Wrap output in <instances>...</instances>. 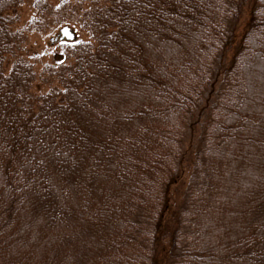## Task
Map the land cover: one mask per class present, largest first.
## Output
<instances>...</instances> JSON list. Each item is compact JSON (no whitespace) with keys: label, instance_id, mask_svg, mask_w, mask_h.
Instances as JSON below:
<instances>
[{"label":"trees","instance_id":"16d2710c","mask_svg":"<svg viewBox=\"0 0 264 264\" xmlns=\"http://www.w3.org/2000/svg\"><path fill=\"white\" fill-rule=\"evenodd\" d=\"M244 1L88 0L90 38L36 95L32 64H6L23 0H0V264H264V0L236 37Z\"/></svg>","mask_w":264,"mask_h":264},{"label":"rangeland","instance_id":"374dc122","mask_svg":"<svg viewBox=\"0 0 264 264\" xmlns=\"http://www.w3.org/2000/svg\"><path fill=\"white\" fill-rule=\"evenodd\" d=\"M34 1L23 0L21 7L18 9L14 28L20 31L22 40L19 42L15 53L8 57L6 64H10L15 58H22L30 62L37 74L30 91L37 95L45 93L52 86H60L57 75L51 73L50 67H54L59 62L66 64L72 61L66 46L67 40L70 39H60L58 36L59 29L63 26H68L73 32L75 39H89L90 35L80 26L81 12L88 0H44L45 4L40 8L34 6ZM249 8V0L244 1L241 4L240 11H236V13H239L237 23L233 21L234 15L229 21V26L233 28L236 37H238L239 29L247 19ZM236 24L238 26L235 32ZM224 64L223 53L221 52L218 57L213 59L210 68V74L215 78L217 91L220 89L218 85L222 79V77L220 78V69ZM196 131L194 130L193 132L191 124L186 123L182 131L184 155L189 154L191 149L194 150L195 146L201 143V138L195 143L196 137L199 136ZM185 160L187 162L188 158L185 157ZM192 175L193 171L186 167L181 176L178 177V181L171 185L172 192L167 197V204L170 206L171 213L182 210L183 201L187 197L189 198L194 188L199 185L198 175L196 174L195 178ZM173 231L174 224L169 222L164 232L170 234Z\"/></svg>","mask_w":264,"mask_h":264},{"label":"water","instance_id":"95a60500","mask_svg":"<svg viewBox=\"0 0 264 264\" xmlns=\"http://www.w3.org/2000/svg\"><path fill=\"white\" fill-rule=\"evenodd\" d=\"M58 36L60 39H74V34L68 26H63L59 29Z\"/></svg>","mask_w":264,"mask_h":264}]
</instances>
